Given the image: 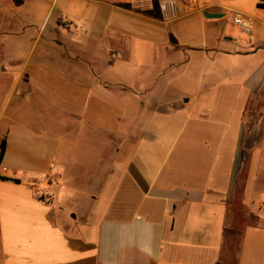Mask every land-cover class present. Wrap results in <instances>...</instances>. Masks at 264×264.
<instances>
[{
  "label": "crops",
  "instance_id": "obj_1",
  "mask_svg": "<svg viewBox=\"0 0 264 264\" xmlns=\"http://www.w3.org/2000/svg\"><path fill=\"white\" fill-rule=\"evenodd\" d=\"M258 4L0 0V264H264Z\"/></svg>",
  "mask_w": 264,
  "mask_h": 264
},
{
  "label": "built area",
  "instance_id": "obj_2",
  "mask_svg": "<svg viewBox=\"0 0 264 264\" xmlns=\"http://www.w3.org/2000/svg\"><path fill=\"white\" fill-rule=\"evenodd\" d=\"M233 22L235 25H237L239 28H241V30H243L246 33H249L251 30V23L248 20H245L243 18H241L240 16H235L233 18ZM46 194L43 193H39L38 197L41 199H44Z\"/></svg>",
  "mask_w": 264,
  "mask_h": 264
},
{
  "label": "rangeland",
  "instance_id": "obj_3",
  "mask_svg": "<svg viewBox=\"0 0 264 264\" xmlns=\"http://www.w3.org/2000/svg\"><path fill=\"white\" fill-rule=\"evenodd\" d=\"M178 81V79L167 80L163 82V85L168 84V87L171 88L174 92L180 93V91H183V89L181 88V85L178 83Z\"/></svg>",
  "mask_w": 264,
  "mask_h": 264
},
{
  "label": "water",
  "instance_id": "obj_4",
  "mask_svg": "<svg viewBox=\"0 0 264 264\" xmlns=\"http://www.w3.org/2000/svg\"><path fill=\"white\" fill-rule=\"evenodd\" d=\"M260 4L257 5V8L259 9H264V0H259ZM205 16L207 18H214V17H218L217 14H205ZM170 42L172 43H176V40L174 39V37L172 35L169 36Z\"/></svg>",
  "mask_w": 264,
  "mask_h": 264
},
{
  "label": "trees",
  "instance_id": "obj_5",
  "mask_svg": "<svg viewBox=\"0 0 264 264\" xmlns=\"http://www.w3.org/2000/svg\"><path fill=\"white\" fill-rule=\"evenodd\" d=\"M20 1L21 0H15L16 3H19ZM5 145H6L5 141L4 140L1 141V143H0V163H1L3 156H4V153H5Z\"/></svg>",
  "mask_w": 264,
  "mask_h": 264
}]
</instances>
